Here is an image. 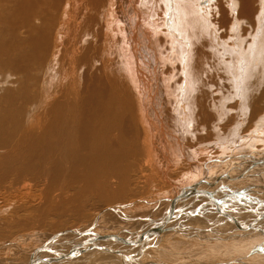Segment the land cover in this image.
Returning <instances> with one entry per match:
<instances>
[{
	"label": "bare ground",
	"instance_id": "6f19581e",
	"mask_svg": "<svg viewBox=\"0 0 264 264\" xmlns=\"http://www.w3.org/2000/svg\"><path fill=\"white\" fill-rule=\"evenodd\" d=\"M239 3L241 11L234 7L232 13L224 11L217 20L213 15L217 13L219 0H0V200H30L33 188H37L39 195H36L42 203L32 210L29 206H23V211L15 210V213L30 215L20 223L21 230L29 227L57 229L71 219L83 217L89 202L94 209L114 204L113 209H106L122 216L125 206L115 203L126 200L129 203L130 197L136 194V185L146 184L149 179L142 171V159L148 158L154 168L158 160L167 158L163 174L180 173V166L171 169V150L180 152L181 157L187 154L186 142L183 143L187 140L186 129L198 119L206 127L214 128L213 137L217 139L213 146L208 145L203 150L218 148L221 159L229 162H223L225 165H232L233 169L240 161L253 156L252 153L259 154L256 150L250 152L257 144L264 143V126H252L241 134L243 128L232 124L231 120L221 126V132L217 130L219 119L214 120L215 114H230L225 108L226 98L232 100L237 96L241 97L240 101L246 100L264 84V0H239ZM205 4L212 6L205 7ZM156 11L161 12L160 16L155 15ZM237 11L243 25H247V29L244 28L246 40L241 36V23L235 21ZM146 19L154 32L162 26L161 38H157V33L150 36L142 23ZM224 27L230 36L223 41L220 30ZM163 61L168 62L166 76L160 75L161 69L159 72ZM258 62L261 63L254 68L253 64ZM218 79L225 85L218 83ZM213 83L224 89L219 106L210 94L209 86ZM199 134L203 137L204 132ZM190 136L193 141L200 137ZM228 144L241 149L229 150ZM262 159L264 157L253 159L252 166L264 165ZM196 165V169L190 171L196 173L181 174L189 176L188 186H174L178 193L167 199L176 207L166 209L167 216L157 222L150 220L152 226L141 238L120 237L119 233L88 236L93 226L86 230L64 229L49 235L51 239L46 242L45 250L37 252L29 264H36L37 259L39 262L51 253L52 257L45 259L46 264H53L52 260L59 264L58 256L75 264H145L141 259L145 257L147 245L152 246L154 237L184 228L182 222L190 218L186 217L191 210L190 215L196 213L198 218H203V209L195 208L205 197L197 204L189 201L192 205L183 203L185 200L194 201L205 195L202 191L218 189L224 179L233 182L238 179L228 174L213 176L207 165L202 168ZM145 166H149L148 163ZM249 169L239 173V178L246 177ZM212 177L216 181L213 182ZM232 192L234 194V190ZM181 202L187 206L183 207ZM217 202L221 206L216 205L215 209L236 227L253 228L252 224L238 223L227 214L222 199ZM174 207L185 211L186 216L175 217ZM5 208H0V217L10 211ZM101 210L96 223L108 212L105 207ZM52 216L56 218L53 226L49 225ZM255 216L264 217V211ZM174 217L180 221H173ZM218 230L220 228L214 234L220 235ZM176 232L180 234V230ZM106 241L140 250L133 257L130 254L135 249L130 248L125 254L119 247L101 244ZM146 257L143 260H147ZM238 259L237 263L243 261L241 257Z\"/></svg>",
	"mask_w": 264,
	"mask_h": 264
},
{
	"label": "rangeland",
	"instance_id": "374dc122",
	"mask_svg": "<svg viewBox=\"0 0 264 264\" xmlns=\"http://www.w3.org/2000/svg\"><path fill=\"white\" fill-rule=\"evenodd\" d=\"M220 1L221 0H219V5H218L217 9H215V10H217V13L215 15H213V18L216 16L214 19H217V20L221 19L222 13L224 11H227V12L229 11L228 13H232L231 10H234V7H237V10L239 9L238 11H241V4L239 3V0H222L223 2L222 1L220 2ZM226 1H228L229 3ZM210 5L205 4V7H208ZM222 6L225 9L221 8ZM228 6H229V8H228ZM239 6H240V8H239ZM231 7H232V9H231ZM222 9H223V11H222ZM219 11H222V12H219ZM238 11L236 14L238 16H236L235 21L241 23L239 25V27H241L240 32H241V36H243V38L242 37L241 38L244 40L247 37V35H246L247 34V32H246V29H247L246 26L247 25L246 26L243 25L244 21H241V20H243V18H241V15H240V13H238ZM156 13H155V15H157V16H160V14H161V12H157V11H156ZM237 17L238 18L240 17L239 20ZM213 18H212V20H213ZM148 21L149 20L146 19L142 22L143 27H145L146 29L148 28L147 30L151 32V33L149 32L150 36L152 35V37H153V35L155 36V34L157 33L156 34L157 38H161L162 37L161 32H163L162 26H159L158 29L154 32L152 29L151 23L150 22L148 23ZM244 28H246V29H244ZM224 29H225V31H224ZM226 29L227 28L224 27L223 30H220V32H221L220 36L223 39V41L230 36L227 34L228 31H226ZM243 31H244V33H243ZM226 34H227V36H226ZM224 37H226V38H224ZM247 41H249V40L247 39ZM262 59L264 61V56L262 57ZM165 62L163 61L161 63L163 65L160 66V67L164 66L165 67V68L163 67L164 69L159 67V72L161 69L162 70L161 72L164 73L163 75H162V73H160L161 76H166L169 74V73L166 74L165 70H167V68H168V62H166V63ZM259 63H261V62L254 63L255 64V65L253 64L254 68H256L255 67L256 64H259ZM262 64H264V63H262ZM263 71H264V69H263ZM262 74H264V72ZM211 75L212 76L215 75L213 69H211ZM8 76H9L8 79H10L11 74H9ZM219 81H221L222 84L225 85L223 80L218 79V83H221ZM209 90H210V94L214 95V96H212L213 100H215L216 101L215 103H217V105L219 106L221 96L223 98V94H224L223 90L224 89L219 87V85H217V83L216 84L213 83L209 86ZM262 90L264 91V84L262 85V87L258 91H256L254 93V95H253L254 97L253 96L247 97L248 100L247 99L246 100L241 99V101H240L241 97L237 98V96L235 98H233L232 100L230 98H226V100L227 99L228 100L226 101L227 103H225V108H226V111L228 113L230 111V114H227V115L224 114L225 116L222 115L221 113L219 115L215 114L216 116H215L214 120L216 121L217 119H219V120H217L218 124H219L217 130L219 129L222 132L223 128L221 126L226 125L231 120H232V122H231L232 124L234 123L237 126L241 127V129L243 128L241 134H245L246 129H248L250 127L253 128L252 126H254V127L255 126H264V123H263L264 122V120H263L264 119V99L261 98V97H264V92ZM258 95H260V98ZM235 100H236V102H235ZM242 100H245L246 102L248 101L247 102L248 104L245 101L242 102ZM260 100H262L263 102ZM239 102H240V105H239ZM255 103H256V105H255ZM243 104L245 106H244V108H241V106ZM215 107H217V106H214V108ZM168 110H171V107H168ZM255 110L258 111L259 113L255 112ZM171 112H172V110H171ZM211 112H212V110H211ZM222 116H224V117H222ZM212 123L213 122L211 121V124ZM243 123H245V124H243ZM189 129L191 132L190 131L188 132ZM207 129H209V130L211 129V130L209 131ZM212 130H214V128L206 127V124H201L199 122V119H198V121L197 120L193 121V124L187 127V129H186V133H187L186 139L187 140H185L183 142V143L186 142L185 143V146H186L185 151H187V154H183V155L181 154L182 155V157H181L180 152H176L175 150H171V157L172 158L169 157V160L173 159V161H172L173 164L171 166V169H173V167L175 168L177 166H180V168H181L180 173H179V171H178V173H177V171H173L174 174L171 172L167 173V175L163 174V168H164L163 164L165 162H167V158L162 157L160 161L158 160L157 165H155V167L153 166L154 168L151 167L152 163L147 161L148 158L145 157L144 159H142V162L144 163V168L142 169V171L144 172V174H146V177L149 179L147 180L146 184H140V185L137 184L136 185V187H137L136 194L134 193L133 197H130L131 201L129 203H126V202H128L127 200L122 202V203H115V204H117L116 206H125V208L122 209V212L125 211L124 213H122V216L118 212H116L115 210L114 211H108L106 209L107 207H109L110 209H113L114 207L111 208V206H115L114 204L103 205V206H100V208H98V209L97 208L94 209L91 207V204L89 202L88 203V205H89L88 211L83 217H80L77 219H71L66 224L62 225L61 227H59L57 229H43V228L38 229L35 227H29L28 229H22L21 230V228L19 226L20 223L28 220V217H30V215L28 214V212L27 213H25V212L15 213V210L20 208L19 210L23 211V209H24L23 206H25V207L29 206L30 210L41 206L42 205L41 199H39V197L36 195L39 193V192H36L37 188H33L32 192H31L32 197L30 198V200L29 199H25L24 201L21 200L23 202H19L18 200H14V201H8L6 199L0 200V208L6 207L5 209L10 210L7 215L5 214V215H2L0 217V236H3V239L0 238V264H29V263H31V261L34 259V256L37 254V252L38 253L41 252L39 249L44 248L46 242H48V240L51 239L50 236L55 234L56 232L64 230V229H76L77 228V230H81V229L86 230L89 227L93 226L94 228H92V230H90L89 233H91V234H88V236L94 237V236H97V234L98 235L114 236L115 234L119 233L118 235H120V237L122 236L125 238H129V237L135 236L134 238L138 239V237H140L144 232H146V230L149 229L150 226H152V224L150 223L151 221L157 222L158 220L162 219L163 216H167V213L165 214L166 209L169 210L170 207L171 208L173 207V205L176 207L175 204L170 205L169 202H167V199L174 198L176 196V194L178 193L177 188L174 186L178 187L179 184H180L179 187H182V186L187 187L188 186L187 184L191 181L189 176L186 174H183V175H181V174L182 173H191L190 171L196 169L194 167V166L197 167L196 164H198V166L200 168H202V166L204 164L207 165L208 167H210V171H212V172H210V171L209 172L214 174L213 176L219 175V177H220V176H224V175L228 174V175H233L234 177L238 176V179L234 180V182L231 180H228V179H224L221 183L223 185L218 186V189H216V188L210 189V190H208V192L205 191L206 193L204 191H202L205 194L203 197L199 196L200 198H197L194 201H192L193 200L192 198H190L191 200L190 199H187L185 201L183 200L184 201L183 203L186 202L185 204L192 205L191 204L192 202H194V204H197L201 198L205 197L204 198L205 201H202L203 199H201V201H200L201 209H203V211H201V215L203 216V219L198 218L196 216L197 215L196 213H192L191 215H188L186 217V218L190 217L188 220H184V222H182V224L184 223L183 224L184 228L178 227V228H176L172 231H169L167 233L163 232L166 234V235L164 234V236L159 235V236L154 237L155 239L153 238L154 240L152 241L151 247H150V245L146 244L147 249L149 251H147V249H146L145 250L146 254L144 256L145 257L147 256L146 257L147 260H143L145 257H142L141 262H144L145 264L146 263L147 264H155V263L159 264L160 262H163L162 264H164V263H166V264H175V263H179V264H215V263L216 264H221V263L222 264H264V239H262V238H264V217L258 218L255 216V214L257 212L263 213V211H264V208H263L264 207V167H262L264 165L260 164V166L258 165L259 167L257 165L252 166V163L254 162V161L252 162L253 159H257V158L259 159V158L264 157V155H261V154H264V151L263 150L261 151V149H264V143L263 144L260 143V145L257 144L254 147V149H252L250 152V153H252L253 150L259 151V154H258L259 156L252 153L251 155H253V156L247 158L246 161H240V163L238 161L239 164L237 163L238 165H237V167L233 168L234 169V171H233L232 165L230 166L231 167L230 168L228 165L224 164V163H229V162H224L221 159V152H219L220 150L218 148L211 147V148H214L213 151H209L210 149H208V151L203 150V149L207 148L208 145L213 146V143L217 141V139H215L213 137L214 132ZM202 131L204 132L203 137H202V135L199 134ZM210 132H213V133H211V135H210ZM193 134L200 136L198 141L197 140L196 141L191 140L190 135H193ZM206 136H208V137H206ZM203 139H205L204 140L205 142H203ZM211 140H212V142H211ZM193 142H194V144L195 143L196 144L194 145ZM169 143L170 142L167 141V144L171 148ZM197 144H199V145H197ZM210 146H209V148H210ZM190 147L191 148L193 147V148L191 149ZM227 147H229L228 148L229 150L234 149L235 151H240L239 149H241V148L237 147L235 144L233 146L229 145ZM189 150L191 151V153ZM3 153H6V152H3ZM9 155H10V153L4 154L3 156L5 157V156H9ZM230 155H232V157H233L235 155V152H233ZM260 155H261V157H260ZM163 158L165 159V161ZM262 160H264V159H262ZM213 161H216L219 165L215 164L216 162L213 163ZM147 163L149 166H145V165H147ZM159 164H161V165H159ZM158 165H159V167H158ZM212 167H214V168L212 169ZM224 167H226V168H224ZM191 168H192V170H191ZM248 168H250V169H249V172H247L246 177L244 176V178L242 177L243 179H240L239 173H241L242 171H244ZM202 172H203V170L201 169V174H202ZM232 172H233V174H231ZM192 173H196V172L193 171ZM158 174H159V176H158ZM162 174L164 177L162 176ZM253 175H256V176L254 177ZM151 176L153 178L152 180H151ZM167 176H168V178L169 177L170 178L168 179ZM208 176L206 175L207 178H208ZM171 178L174 179L175 181L172 180ZM209 178H211V177H209ZM214 179H215V177H212L213 182L216 181ZM153 180H155V181H153ZM164 180H166V181H164ZM137 182H139V181H137ZM169 184H170V187H169ZM172 185H173V187H172ZM212 187H214V185ZM221 188H223V190H225V191H223ZM233 190H234V194L232 192ZM216 191H218L217 194H216ZM175 192H176V194H175ZM238 192H240V193L238 194ZM219 193H220V195H219ZM225 193H227L228 196ZM165 194L166 195L170 194V195L165 196ZM208 194H210V195L208 196ZM240 194H242V195H240ZM216 195H218L219 197ZM168 196H171V197H168ZM222 196L224 199L222 198ZM230 196H232V197H230ZM214 197H215V200L213 201L212 199H214ZM225 197H226V200H225ZM218 198L223 200L222 206H224L225 212L227 214L235 217V219L238 223L242 222L241 224H244V225L252 224L254 229L253 228L252 229H241L239 227H236L232 222L225 219L223 214L220 213V211H218L217 209H215L216 205L221 206L220 205L221 203L217 202L219 200ZM236 200H238L240 203L241 202L244 203L243 205H246V203L248 205L243 206L242 203L240 205V203L237 202ZM189 201H191V203ZM204 202H205V204H203ZM131 203H133L131 206H127V205H130ZM183 203H182L183 207L187 206V205H184ZM223 203H224V205H223ZM237 203H239V204H237ZM149 204H151V205H149ZM231 204H232V206H231ZM195 206H197V205H195ZM198 206H199V204H198ZM101 207H102V209L105 207V210H107L108 212L105 213L104 215H102L101 219H99L100 222L98 221L96 223L95 222L96 218H98L97 216L99 214H101V211H102ZM175 207H174V210L176 212V213L174 212L175 217H176V215L179 214L178 218L183 219L182 217L186 216L185 211L180 212L179 210L175 209ZM252 207H254V209ZM255 207H259V208H255ZM238 208H239V211L241 213L238 211ZM261 209H263V210L261 211ZM244 211H246V212H244ZM253 211L254 212L256 211V213H252ZM147 213H149L148 214L149 217L147 215L144 216ZM153 214H155V215H153ZM154 217H155V219H154ZM50 218L51 219H49V225L53 226L56 222V218H55V216H52ZM178 218L177 219L175 218L173 221L179 222L180 220ZM215 219H217L216 220L217 222L215 221ZM131 220L132 221L134 220V221L132 222ZM202 220H203V222H201ZM247 220H248V222H250V220H251L252 223L251 222L247 223ZM198 222H200V223H198ZM171 224H173V222H171ZM174 224H175V222H174ZM221 226H223L224 228ZM180 228H182V229H180ZM219 228H220V230H218L217 232H219L220 235L214 234L215 231ZM137 229L140 231H137ZM135 230L138 233L135 232ZM177 230L178 231L180 230V234L176 232ZM197 231H199V232H197ZM261 234H263V235H261ZM77 235H79V234H77ZM253 237H255V238H253ZM46 239H47V241H46ZM257 239H258V241H257ZM182 240L185 241V243H183L184 245L181 244V242H183ZM158 241H160L161 243ZM101 244H106L110 247H119V248H121V250L123 252H125V254H127L128 249L129 250H130V248H131V250L135 249L131 254L128 253V255L129 254L131 256L134 255L133 257L136 256V253L138 252L137 250L139 249V248H135V247L134 248H132V247L128 248L127 246H124L123 244L114 243L112 241H106L105 243L102 242ZM178 244H180V246ZM156 245H158V246L156 247ZM84 248L86 249V247H84ZM79 251H81V250L79 249ZM150 251H151L152 256L150 254ZM139 253H140V251H139ZM48 256H50V257H48ZM247 256L249 257V259H247ZM51 257H52V253L50 255L48 254L45 257H42L41 260L39 259V262H37L36 264H40L43 259L44 260L41 264H46L47 261L49 260V258H51ZM55 257H57V256H55ZM60 257L58 256V258H59L58 263L59 264H75L73 262L65 260V258L62 259ZM106 257L109 258L108 256H106ZM162 257H164V258H162ZM240 257L242 258L243 261H241L240 263H237L236 261H238L239 260L238 258H240ZM100 260H101V257H100ZM233 260H234V262H232ZM56 261H57V259H56ZM225 261H227V262H225ZM217 262H219V263H217ZM51 263L54 264L53 260L51 261Z\"/></svg>",
	"mask_w": 264,
	"mask_h": 264
},
{
	"label": "water",
	"instance_id": "95a60500",
	"mask_svg": "<svg viewBox=\"0 0 264 264\" xmlns=\"http://www.w3.org/2000/svg\"><path fill=\"white\" fill-rule=\"evenodd\" d=\"M98 249H104L103 247H98ZM40 251H44L45 250V248H41V249H39ZM75 251V250H74ZM38 262V259L36 260V263Z\"/></svg>",
	"mask_w": 264,
	"mask_h": 264
},
{
	"label": "crops",
	"instance_id": "0c3cea01",
	"mask_svg": "<svg viewBox=\"0 0 264 264\" xmlns=\"http://www.w3.org/2000/svg\"><path fill=\"white\" fill-rule=\"evenodd\" d=\"M203 204H205V203H203ZM199 206H201V205H199ZM199 206H197L195 209H197V208H201V207H199ZM190 212H192V210L190 211ZM190 212L188 213L189 215H190ZM187 214V215H188ZM199 218H201V217H199ZM203 219V218H202ZM216 221V220H215ZM201 222H203V220L201 221ZM217 222V221H216ZM198 223H200V222H198ZM58 260V259H57Z\"/></svg>",
	"mask_w": 264,
	"mask_h": 264
}]
</instances>
